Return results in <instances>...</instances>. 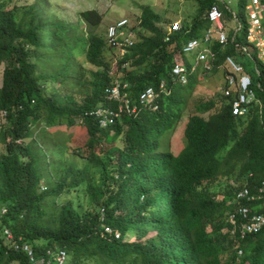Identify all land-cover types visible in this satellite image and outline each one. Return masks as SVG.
<instances>
[{"label": "trees", "instance_id": "obj_1", "mask_svg": "<svg viewBox=\"0 0 264 264\" xmlns=\"http://www.w3.org/2000/svg\"><path fill=\"white\" fill-rule=\"evenodd\" d=\"M213 2L201 1L190 32L174 33L167 42L160 16L150 6L140 7V27L146 35L139 36L120 60L119 64L128 63L121 82L129 84L134 101L143 89L158 88L160 83L167 94L157 98V110L143 108L137 116L123 115L105 129L88 116L98 106L110 105L104 95L111 68L106 53L114 51L105 36L92 32L102 23V15L96 10L78 14L89 27L83 35L81 27L43 13L37 3L20 7L0 3L4 65L0 112L5 113L6 124L0 128L6 148L0 156V207L7 209L0 224V264H28L3 239L4 227L15 237H25L37 252L65 250L68 264H264V229L236 242L227 222L233 204L208 188L219 178L233 176V193L227 191L233 201L239 186L247 184L253 190L264 182V111L261 120L254 108L245 118H235L229 105L217 109L214 101H207L188 114L187 97L196 73L189 75L186 85L171 74L173 63H184L183 42L200 36ZM80 43L87 62L97 70L91 72L89 89L77 97L83 83L75 62ZM225 55H235V50L228 46L217 65ZM258 69L260 77L254 82L264 91V67ZM256 93L264 103V93ZM78 124L86 134L85 149L72 152L99 168L98 182H93L87 166L63 164L49 168L54 186L41 192L40 160L26 141L39 133L42 143L35 144L52 149L45 132L72 130ZM178 126L182 144L174 152L171 136ZM119 138L121 147L113 149ZM110 154L114 157L108 172L102 158ZM79 190L89 201L88 211L78 212L66 203L58 205L54 217L48 216L44 207L48 197L56 203ZM107 228L113 234L106 233Z\"/></svg>", "mask_w": 264, "mask_h": 264}, {"label": "built area", "instance_id": "obj_2", "mask_svg": "<svg viewBox=\"0 0 264 264\" xmlns=\"http://www.w3.org/2000/svg\"><path fill=\"white\" fill-rule=\"evenodd\" d=\"M242 7L246 13L244 24L237 19L239 9ZM228 17L236 22L235 31L232 33L226 32L223 25V20ZM204 20L206 28L200 36L189 38L181 46V54L184 57L192 55L194 65L190 66L185 62L173 63L171 67L173 79L186 85L190 74L223 70L224 86L221 93L227 100L231 115L235 118H245L254 108L261 120L264 103L257 97L256 90L261 94L264 91L261 84L254 80L260 77L258 66L264 67V0H214L206 11ZM171 30L172 34L190 32L189 29L183 31L178 24L173 25ZM137 36L134 26L128 19H120L110 24L105 31L107 46L115 52L118 59L108 71L110 84L104 89V95L110 105L98 106L88 113V116L97 120L101 129L112 126L123 115L137 116L143 108L157 110V98L159 95L167 94L164 84L160 83L158 88L148 86L143 89L134 101L129 95V84L121 82L122 72L128 68V63L119 64V62L137 43L139 38ZM170 40L168 35L165 41ZM215 46H218L217 50ZM228 46L235 50V55L223 56L222 62L217 65V59ZM248 47H252L256 58L249 54ZM236 52L245 54L253 64V69L245 68ZM263 201L264 182L253 190H250L247 184L239 186L236 190L231 202L234 209L227 216L230 235L236 242H241L264 229V213L260 206ZM6 215L7 209L0 207V224ZM105 232L113 234L108 228ZM2 237L10 243L15 253H20L26 258L28 264H68L70 261L68 253L60 248L37 252L25 237L20 235L15 237L8 227L3 228ZM115 237L118 238V234ZM237 255L243 256V251L238 250Z\"/></svg>", "mask_w": 264, "mask_h": 264}, {"label": "rangeland", "instance_id": "obj_3", "mask_svg": "<svg viewBox=\"0 0 264 264\" xmlns=\"http://www.w3.org/2000/svg\"><path fill=\"white\" fill-rule=\"evenodd\" d=\"M203 0H0V3H9V7H20L22 5L37 3V5L44 11L43 13L50 16H54L61 22L68 25L81 27L82 34L89 32V27L84 24L78 14L86 10H96L102 15V23L92 30L93 33L104 37L105 31L110 24L117 22L120 19H128L130 23L134 26L137 33V37L146 35V32L140 27V7L150 6L152 10L158 14L161 18L160 25L166 32V37L172 36L173 25H181L182 30L191 29L194 19L198 15V9L200 2ZM246 13L244 8L239 9L237 19L239 22L244 24ZM139 22V23H138ZM223 25L226 32L235 31L236 22L233 18L228 17L223 20ZM206 28L205 23H201L200 31L201 33ZM80 52L75 56V62L79 65V70L82 76V82L80 87L76 90L78 96L84 95L83 92L89 89L90 82L92 80L91 72L97 70L90 63L87 62L83 54V44L80 43ZM249 54L256 58L254 50L252 47H248ZM240 57V62L247 69H253V64L245 54L236 52ZM111 59V66L118 59V56L114 53L107 51L106 60ZM194 58L192 55H188L184 58V62L190 66L194 65ZM4 65H0V87L2 85ZM196 83L191 92V96L187 97L186 112L189 111L199 102L214 101L216 108L221 109L227 104L222 96V88L224 86V73L223 70H215L212 73L198 72L196 75ZM193 76V77H194ZM190 88H185L183 93H187ZM183 94V95H184ZM213 112V111H212ZM5 113L0 112V128L2 129L6 126L5 124ZM207 118L208 114L203 115ZM78 124L72 128V130H65V128H55L49 129L45 132L44 140H52L54 146L51 148H46L45 145L35 144L37 141L42 143L41 137L39 138V133H35L36 137L33 140H27L26 143H30L33 152L37 153L39 162V167L41 169V174L43 177L42 184L40 186V191L44 192L51 190L54 186L51 173L49 168L52 170L57 169L60 165L71 164L77 168H82L87 166L90 170L91 176L94 179V183L98 182L99 168L92 166L86 159L75 155L72 151L80 150L84 151V145L86 141V134L83 128ZM241 129V128H240ZM71 131V132H70ZM42 136V135H41ZM42 136V137H43ZM174 152H177L182 144V130L181 126H178L175 132L171 136ZM41 140V141H40ZM18 144L20 142H17ZM56 144V145H55ZM121 147L120 138L116 141V146L113 149H119ZM53 150V151H52ZM114 151V150H113ZM52 152H56L52 154ZM6 153L5 145L0 140V156ZM103 157V155L101 156ZM113 154L102 158V163L104 167L108 168L113 163ZM44 159H47L44 161ZM112 173V172H110ZM60 175V171L58 170ZM233 176L229 178H219L217 181L211 183L208 188L220 199L230 200L232 202V197L227 196V191L233 193ZM230 202V204H231ZM264 202V201H263ZM70 204L78 212L88 211L89 201L87 197L83 194V190L73 192L71 195H63L57 198L55 203L54 198L48 197L45 200V210L49 213V217H54L58 212V205L60 204ZM264 210V203L260 205ZM229 250L228 244L225 245V253ZM11 264H18L13 262ZM87 264H93V262H87Z\"/></svg>", "mask_w": 264, "mask_h": 264}]
</instances>
